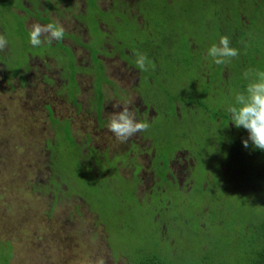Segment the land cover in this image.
<instances>
[{"label":"rangeland","instance_id":"obj_1","mask_svg":"<svg viewBox=\"0 0 264 264\" xmlns=\"http://www.w3.org/2000/svg\"><path fill=\"white\" fill-rule=\"evenodd\" d=\"M43 1L51 3L50 0ZM63 1L64 0H52L55 4L57 3L55 10L53 9L54 14L56 15L57 13L62 15L61 17H53V22H58L64 27L65 31H67L77 26L74 23L76 17L72 16L77 15V9L73 10L72 13L66 9L61 10L58 5L61 3L63 4ZM3 2V0H0V17H2V14L5 12V7L2 6ZM151 2L153 6L144 10V14L149 16L150 29L156 33L166 35L168 40L174 41L172 43H175L174 49L177 53L181 43H186L188 36H194L197 32H202L200 26L196 25L193 20L185 24L183 15L174 13L173 6L166 5L165 0H151ZM87 3H89V0H87ZM261 4H263L261 10L263 14L260 13V15L264 16V3ZM252 9H255V12L252 10L251 13L248 14L249 16H247V18L245 17L247 23L243 25L241 18H238V15H236L238 14V10L234 11L229 8V0H226L225 4L222 5H204L202 11H207L206 13L208 14H202L201 17L205 18V21L208 22V26L214 24V16L217 18L229 19L231 30L239 28L240 26L246 28L248 25L249 28L246 30V38L242 36L243 33H240L239 36V53L245 58L256 57L255 69L258 70V66L264 68V20H257V14H259L258 7H253ZM47 10L48 7H46V5L41 6L36 12L32 11L31 14L26 13V16H30L29 18L34 20L37 19L39 22H45L46 18L42 16L44 14L42 12H47ZM132 10L135 15L138 14L135 5H133ZM110 14L112 16L121 15V12L117 11L116 13L111 10ZM111 15L105 16V18L111 19ZM26 16H23L24 19L20 21H16L14 18H7V16L2 17L7 21L3 25H9L12 34L16 38L23 40L24 45L20 48L10 44L12 53L18 54L13 57L16 59V63H14V59H7L6 67H3L4 64H2L5 50L3 53H0V56H2V58H0V264H4V260L8 256V244L12 247L10 264H94L98 257H103L105 264H126L123 257H120L119 254L113 255V252L108 248L105 242L107 235L105 226L98 224L97 215L88 211L90 206L94 204L93 200H98V196L101 194H107L108 190L100 183L106 176L102 174L100 178L97 179L98 174L97 171L94 170L90 178L85 174L75 171L76 167L72 169V163L77 162L73 155V152L77 151L75 148H72L69 154H66L65 152H68L69 149L64 150L63 147L60 146L61 148H59L57 146V156L55 154L51 157V153H49L48 150H43L47 143L53 141L54 138L58 142L62 141L63 137L62 133L56 136L54 135V129L51 127V123L48 120L50 117L46 108L47 106H49L52 111V118L59 121L57 124L61 129L59 131H62L67 123V121L63 119H68L72 135L84 139L86 133L91 134L92 140L90 146L96 148L99 146L101 150L107 148L114 151L115 147L119 144V140L115 135L106 138L108 135V123L103 130H92L96 124L94 114L97 113L99 105L96 98L92 99L90 97L92 91L90 90L91 87L89 84L92 85L91 82L94 81L95 85L98 87L105 82L102 75H96V70L100 67L99 62L96 60L98 58H94V53L97 51L96 45L91 42L86 46L87 49H93L91 51L92 65H90L92 66V71L86 76L84 74L77 76L76 82L81 90H79V94L76 95L77 100L73 106L65 98V94L69 92L61 90L62 85H65L64 89L66 88L70 92H72L74 88L71 83L67 85L68 74L71 76L74 71L71 68V59L67 57L66 59H62V66H60L55 58L49 57L44 59L45 54L41 53L38 62H32L33 67H35L34 69L29 68L25 71L19 69L15 71L23 63V60L22 62L20 60V55L22 54L19 53L30 48L29 39L24 36L21 30ZM121 20L122 26L114 25V32L111 34L109 31L106 32L109 33L108 35L103 33V37L97 40L101 42L104 40V37L108 36L105 39V42H107L105 51H107V53L113 50L110 46L113 37L118 38L119 42L124 43L123 46H125V42L130 39H136L139 42L136 37L139 33L142 34V43L147 39L146 31H135V26L130 21ZM79 21L82 23V18H80ZM136 21L141 23V18ZM254 23L256 28H250ZM85 25L95 31L91 20L86 21ZM27 27L31 28L29 23H27ZM110 29H112V27ZM205 29L206 28H204L203 32ZM208 29L212 32H217L219 39L221 36H228L226 33L221 34L219 32L217 20L215 24ZM186 30H188L191 35L185 33ZM0 34H2V32ZM131 35L133 36L131 37ZM5 37L6 39L11 37L10 31L6 32ZM83 40L85 41L86 39L84 38ZM53 42V45L60 50L59 54L66 55V52L69 53L71 51L68 48L63 52L64 49L61 48L64 44L69 46L72 43L71 38L67 41L63 39L64 44L61 40L59 43L58 41L55 42V40ZM73 46L77 66L81 69L85 65L88 66V51L83 45ZM119 48L121 49V45H119ZM112 53L107 56H112ZM155 55L156 53H154V56ZM100 57L101 56H99V58ZM161 57L162 55L158 56L160 62L162 61ZM101 59V62H104L106 65L108 75H110L111 80L109 81L114 82L113 80L119 77L118 82L125 83L127 88L129 85H134V83L138 81L141 82V74L148 78L154 76L157 71L160 72L162 68L168 67L169 65L168 62H164L163 66L155 64L154 69L148 66L149 70L144 72L140 69H132L129 64V58L119 59L116 55H113V57L109 58H104L102 56ZM179 63L184 69L187 68L185 64ZM26 65H28V62H26ZM84 72L86 73L87 69H85ZM114 73H117V75L114 76ZM20 74L23 75L22 78H20ZM195 78L200 77L197 75ZM103 88L104 92L112 97V101L106 102L108 104L106 110L110 111L111 109L114 112L116 103L115 99H113V92H111L106 85H104ZM211 95L213 99H215L216 105H218L219 96H223V93L220 90H216L212 91ZM172 105L173 103L166 96L161 95L159 97L158 107L164 112H167ZM201 105L204 106L205 104ZM89 112H92L90 116ZM158 114L161 123H165L163 120L164 115L162 117L160 110ZM176 120H185L183 110L180 111L179 115L176 114ZM107 122H109V118ZM183 131L184 129H181L180 133ZM215 131L217 132L216 128ZM191 132H194V129H191ZM72 135L71 138L73 139ZM77 141L78 143L81 142L79 138H77ZM170 142L173 144L171 140ZM81 147L84 149L83 143ZM85 151L86 150H83L81 152L86 153ZM62 153L68 157L65 159V156L60 155ZM97 153H99V158L101 160L105 159L104 152L98 151ZM111 155V153L109 155L107 153V159L109 161L112 160L111 162H115V157L113 158ZM62 160L69 162H59L57 164V169L62 175L59 177L60 179L56 178V180L59 181L63 189L67 191L62 195L57 194L55 197L52 191H45L43 189L47 186L46 182L51 175V161ZM234 163L235 162L231 163L229 166V171H234ZM202 166L203 168L210 166V163L203 161ZM199 175V173H193V176ZM234 175L235 173H230L229 177H227L224 189L228 193L229 179H233L235 177ZM243 178V174L235 177V179L241 182ZM107 182H112V184L118 188L117 190L115 187L109 186L112 192L121 191L124 187V184L118 180V186L109 179H107ZM212 182L218 185L223 182V179L218 177ZM252 184L255 186L257 185L255 179L252 181ZM237 185L238 186H234L233 188H238V192L245 197H257V193L253 194L251 191L252 194H250V191H246L245 184L237 183ZM49 187L52 188L51 186ZM99 187H101V192L98 191ZM125 190L126 194L123 192L119 198L117 196L120 194H111V192L108 191V196L110 197L105 199L106 203L112 208L122 206L123 204L130 205L132 203L130 199L131 196L127 191V187ZM196 191L197 185L194 184L189 193L182 191L178 194V197L180 199H188L190 194V202L194 204ZM76 196L86 201L84 202ZM140 196L141 195H139V197ZM224 197L222 190L216 187L215 198L217 203H221ZM260 197L261 196H259V198ZM232 201L234 202V199ZM94 206L96 207V205ZM161 208V204H157V202L153 200L151 203L145 202L142 205L136 206L135 210L127 209L129 212L126 216V222L129 224L130 229H135L137 231L136 233L139 235L146 234L150 236L151 231L146 232L147 230L145 229L146 231H144L141 226L143 219L146 218L138 213H142L145 216L146 212H154L158 213L156 218H159L161 215ZM229 214L224 217V228L230 224V221L226 220ZM131 216L143 217V219H141L142 221L130 224L129 219ZM186 216L188 220L195 219L194 214H187ZM152 220L153 219H151V221ZM161 221L163 222V220ZM156 223L157 225H161L159 221ZM187 224L189 223L187 222ZM182 225L186 227V223ZM239 229L242 230L243 228L239 227ZM183 235H186V228ZM165 237L169 238L168 234H166L162 228H160L159 234L155 233L153 243L157 251L159 249L163 251V245H166Z\"/></svg>","mask_w":264,"mask_h":264},{"label":"flooded vegetation","instance_id":"obj_2","mask_svg":"<svg viewBox=\"0 0 264 264\" xmlns=\"http://www.w3.org/2000/svg\"><path fill=\"white\" fill-rule=\"evenodd\" d=\"M3 1L2 6L5 7V12L2 14V17H13L16 21L24 19L23 16H26V13L31 14L32 11L36 12L41 6L46 5V7H48L47 12H42L44 13L42 16L46 18L45 22H39L37 19L34 20L29 18L30 16L25 17L23 31L27 32L28 39L31 28L27 27V23H29L30 26L33 23L47 25L53 22V17L62 16L57 13L56 15L54 14L53 9L55 10L57 3L55 4L52 0H50L51 3H47L43 0H20V2L19 0ZM165 1L166 5L173 6L174 13H179L175 4H172V0ZM17 2H19L18 5ZM63 2V4L61 3L58 5L61 10L66 9L72 13L73 10L77 9V15H72L76 17L74 23L77 26L65 31L63 37L66 41L71 38L72 43L67 46L63 43V39L61 42L71 50L70 53L73 61L71 68L74 70L72 72L73 80L78 89L79 86L76 82L77 76H80V74L86 76L92 71V66H90L92 65L91 51H89L91 49H87L86 46L93 42L94 45H96V49L102 51L94 55V58L96 59L97 57L98 59L96 60L100 64V67L96 70V75H102L105 79V82L98 86L100 94H98L96 90L97 86L94 81L91 82L92 85L89 84L91 87L90 90L92 91L90 97L92 99L96 98L99 105L97 113L94 114L96 124L92 130L105 129V125L108 123L107 120L110 118V114L113 113L111 109L110 111L106 110L108 105L106 102L112 101V97L104 92V85L109 87V90L113 92V99H115L116 103L114 112L122 110L123 107H127L134 113L137 121L147 122L150 125L147 131L136 133L126 142L119 141L114 151L107 148L101 150L99 146L97 148L90 146L92 140L90 133H86L84 139L70 133V137L71 135L73 137V139H71L75 147H65L64 150L69 149L68 152H65L66 154H69V151L75 148L77 151L73 152V155L77 161L93 162V166H95L93 170L97 171L98 176L103 174L106 176L104 180L115 178L122 182L124 184L122 190L115 192L120 195L123 194V192L126 194L125 188L127 187V191L131 196L130 199H136L135 207L145 202L151 203L153 200L157 202V204H161L160 217L163 222L160 220L162 223L160 227L162 229H165V226L172 220L175 222L178 219H181L180 221H186V211H190L191 208L198 211L195 212L197 217L203 213H207L210 209V205H216L217 203L215 198L216 187H219L226 197L228 192L224 187L227 177H229L230 173H235L236 176V172L240 171L242 168H246L245 161H253L257 167H264V151L256 149L251 141H249L247 148L243 146L242 140L248 139V132L242 127L236 128L231 123V115L227 111L229 105L235 104V94L245 91L249 81L244 79L243 73L249 69L254 70L256 57L245 58L239 53V55L236 58H232L230 62L223 65H216L213 59L207 56V49L212 44H218L219 37L217 34L210 35L209 33L205 34V36H201L202 32H197L194 36H188L186 43H181L178 54L174 49L175 43H172L174 41L166 38L164 39V37H167L166 35L163 37L161 33H156L150 29L149 16L140 13V5H143L146 9L153 6L152 3H147L145 0H89V3L93 4L95 9H97L91 12L87 9L89 5L87 0H64ZM133 5L136 6V12H138L136 15L132 12ZM115 9L121 12V15L112 16L110 11L113 10L117 13ZM108 15L112 16L111 19L105 18V16ZM2 17H0V33L2 32L1 25L7 22ZM80 18H82V23L79 21ZM139 18H141V23L136 21ZM121 19L130 21L135 26V31H139V29L144 30L141 28H148L145 30L147 32L146 41H149L150 45L148 51L156 53L155 56L157 61H159L158 56L162 55V61H159L161 66H163L164 62H168V67L177 68L185 82L184 84L187 85L186 89L180 92H174L172 90V79L167 75L169 74L167 69L164 70L165 67L162 68L164 77H162L161 82L158 83H154L153 76L148 77L146 80L147 82H144L140 70L141 82L138 81L134 83V85H129L128 88L125 83L118 82L119 77L113 80L114 82L109 81L111 78L110 75H108L105 63L101 62L102 56L104 58H109L116 55L119 59L129 58V64L132 69L138 70L133 59L129 56V50L132 47L127 46V42H132L134 45L136 41L142 49L145 48L143 43L141 41L138 42L136 39L128 40L125 42V46H123L124 43L119 42L118 38L113 37L110 46L114 54L112 53V56H107L110 54L105 53L107 52L105 51L107 43L105 39L108 36L104 37V40L101 42L97 40L103 37V33L108 35L109 33L106 32L109 31L110 34L114 32V25L122 26ZM90 20L94 23L95 31L85 25L86 21ZM244 23L246 24L247 20H245ZM7 27L9 28L11 37L7 39L8 46L3 54V67H6L7 59H14L10 57L11 54H13L10 49V44L20 48L24 45L23 40L16 38L12 34L10 26L8 25ZM111 27L112 29H110ZM241 29L240 33H243L242 36L246 38L247 29L243 27H241ZM206 31L211 30L206 28L205 32ZM219 32L221 34H228L230 46L239 51L240 33L236 32L234 35L229 36V29L225 28H220ZM185 33L189 34L187 30ZM2 34L5 35L6 32L3 31ZM157 35H160V37H157ZM132 36L133 35H131V37ZM136 37L138 39V34ZM84 38L86 39L85 41L83 40ZM59 42L60 41H58V43ZM53 44L54 42H52L50 46H54ZM80 44L88 51L89 58V67L85 65L82 69L79 68L75 62L76 57L73 50V45L81 46ZM47 45L48 44H44L40 47H33L30 44L29 50L23 51L25 52L23 54H26L27 57L26 62H28V65L26 66H28V68H35L32 62L34 61V63H37L41 53L45 54L44 59L49 58V53L52 52L48 50ZM119 45H121V49ZM19 54H21V52ZM99 56L101 57L99 58ZM0 58H2V56H0ZM20 60L21 62L24 60L22 55H20ZM178 61L185 64L187 68L184 69ZM14 63H16V59H14ZM85 69H87L86 73L84 72ZM115 75H117V73H114V76ZM197 75H199L200 78H195ZM176 77L180 79L177 73ZM79 90H81V88ZM216 90H220L223 93V96H219L218 105H216V101L211 95V92ZM161 95L166 96L173 103L167 112H164L158 107V100ZM201 104L205 105L202 106ZM159 110L162 117L164 115L163 120L165 123H161L159 119ZM181 110H183L185 120H176V114L179 115ZM91 113L92 112H89V116ZM63 120L68 122V129L70 130L69 120ZM58 123L59 121H57L56 126L58 130H61L57 125ZM181 129H184L182 133H180ZM191 129H194V132H191ZM107 131L108 135L106 138L114 135L111 131ZM60 133H62V139L66 142V135L63 132L54 130V135ZM77 138H79L81 142L78 143ZM54 141H56L55 138ZM57 143L58 142H55V144ZM82 143L84 144V149L81 147ZM56 150L58 151V149ZM56 150L54 151L57 156ZM83 150H86V153L81 152ZM98 151L105 153V159L101 160L99 158L100 155L97 153ZM107 153L108 155L111 153V157H115V162H111L112 160L109 161L107 159ZM67 157L68 156H66L65 159ZM203 161L210 163V166L203 168ZM241 161H244V163ZM233 162H235L233 164L234 171H229V166ZM193 173H199L200 175L193 176ZM218 177L222 178L223 182L217 185L212 181ZM245 179L246 191H250V194L253 192L254 194L257 193V185L260 184L262 179L264 180V174L262 176L257 175L255 178L257 182L256 186L253 185L252 182L247 181L246 175L244 176V180ZM237 183L235 177L229 179V192L237 191V188H233L234 186H238ZM194 184L197 185L194 204L190 202V194L188 199H180L178 197V194L182 191L189 193ZM112 187L118 190L115 185ZM110 192L113 194L111 190ZM107 193L109 192L107 191ZM239 194L243 197L244 202L246 198L248 201L253 199V196L245 197L243 194ZM139 195L141 196L139 197ZM163 196L165 199H162ZM222 203H224V201H222ZM235 203L239 204L240 202L235 199ZM146 213H148L149 216L151 214H155V216L158 215V213L154 212ZM154 219L156 220L157 218L154 217ZM155 220L152 221L156 222Z\"/></svg>","mask_w":264,"mask_h":264},{"label":"trees","instance_id":"obj_3","mask_svg":"<svg viewBox=\"0 0 264 264\" xmlns=\"http://www.w3.org/2000/svg\"><path fill=\"white\" fill-rule=\"evenodd\" d=\"M147 3H152L151 0H145ZM20 2V0H19ZM17 2V5L19 4ZM226 0H172V4H175V7H177L179 14L183 15V20L185 21V24H187L189 21L193 20L196 25L200 26V29L202 30L201 36H205V34L209 33L211 34H217V32L212 31H204V28H210L218 21V29L225 28L229 29V36L234 35L236 32H241V27L236 28L234 30H231V26L229 24V19L225 18H217L214 16V24L211 26H208V22L205 21V18H202V14H205L207 11H202V7L204 5H214V4H225ZM264 0H229V8L237 11L238 18H241L242 25L245 24V20L248 14L251 13L253 10L255 12V9H252L253 7L259 8V14L257 17V20H264V16L260 15L261 10L263 8ZM21 5V3H20ZM19 5V6H20ZM21 8V6H20ZM239 8V9H238ZM91 11H96L94 5L89 3L88 8ZM146 8L143 5L139 6L140 13L144 14V10ZM208 14V13H206ZM263 14V13H262ZM260 15V16H259ZM189 17V18H187ZM246 17V18H245ZM13 18V17H11ZM255 20V19H252ZM94 25V23H93ZM8 25H1V31H9ZM249 28L248 25L245 29ZM250 28H256L255 23ZM145 31L148 28H141ZM22 33L24 36L27 37V32L23 31V25L21 26ZM188 31V30H187ZM147 34V33H146ZM157 37H160V35H157ZM164 37V35H163ZM168 39L167 37H164V39ZM142 34H138V40L141 41ZM63 45V44H62ZM132 42H127V46L132 47L129 50V56L133 59V62L135 64V55L136 52H141L147 55L148 60L152 61L154 64H158L161 66L160 62L156 60V56H154V53L149 52V41H145L143 43V46L145 48H141V46L135 41L134 45ZM48 50H50L52 53H49V57H53L56 59V62L58 65H61L62 59L69 58L71 59V65L73 63L72 61V55L69 52H66V55L59 54L60 50L57 49L56 46H50L47 45ZM64 49L63 52H65L68 47L63 45L61 47ZM104 49V48H103ZM26 50H29L28 48ZM93 49L89 50L92 51ZM100 49H98L94 55L97 53H101ZM111 51L110 53H112ZM25 52H22L23 57V63L22 67H18L15 71H18L21 69V71L28 70V66H26V54H23ZM108 54L107 52H105ZM18 53L11 54L10 57H14ZM264 59V58H263ZM252 60V59H251ZM254 70H256V64L254 63ZM48 67V65L46 64ZM138 69V68H137ZM167 69V74L169 78L172 79V90L174 92H180L181 90H184L187 88V85L184 84V80L179 72V70L175 67H165L164 70ZM259 71H263L264 68L262 66H258ZM176 73L179 75L180 79L176 77ZM22 74H20L21 76ZM22 77V76H21ZM20 77V78H21ZM144 82H147V78L142 75ZM162 77H164V73H162V69L157 71L156 74L153 76L154 83L161 82ZM73 74L71 76L68 75V81L67 85L71 83L73 85L72 92H70L68 89H64L65 85L61 86V90H65L69 93L65 94V98L69 101L70 104H74L76 102V95L79 94V89L77 88L75 81L73 80ZM97 92L100 94L98 87ZM96 92V93H97ZM74 106V105H73ZM49 113L50 119L49 122L51 123V127L54 130H58L56 126V119L54 120L51 116L52 111L50 110L49 106L46 107ZM66 137V142L62 139V141H58L57 144L54 142L57 141H51L48 142L47 145L44 147L43 150H48L51 156L55 155V151L57 149V146L59 148L65 147L71 148L75 147L73 145V140L70 137V130L68 129V122L66 123L65 127L62 129V131ZM57 134H55L56 136ZM61 146V147H60ZM60 155H63L60 154ZM65 156V155H63ZM66 157V156H65ZM77 160V159H76ZM59 162L68 163L69 161H51V175L48 178V181L46 182L47 186H45V191H52L55 194V197L57 194H64L67 190L63 189V186L60 184L59 181L56 180V178L61 177V173L57 169V164ZM240 162V161H239ZM244 163V161H241ZM72 163V162H71ZM93 162L89 163L88 161L82 162L77 161L75 163H72V169L73 167H76L77 172L85 174L86 176H89L91 178V175H93L94 170ZM246 168L241 169L240 171L236 172V176H239L243 174L246 175L247 181L252 182L257 175H263L264 174V167L262 168L257 167L253 161H245ZM53 165V166H52ZM253 165V166H252ZM59 174V175H58ZM235 176V175H234ZM235 176V177H236ZM100 178V175L97 177V179ZM60 179V178H59ZM232 179V178H231ZM66 180V179H65ZM113 181L117 186L118 182L115 180V178L109 179ZM236 181L238 183L245 184L246 179H242V182L240 180ZM59 182V183H58ZM105 188L110 192L109 186H114L111 183L107 182V179L100 182ZM51 186L52 188H50ZM62 186V187H61ZM34 189V188H33ZM96 189V188H95ZM101 187H99V192ZM238 189V188H237ZM42 192V191H41ZM113 194H118L116 192H113ZM75 196V195H74ZM116 196V195H115ZM121 195H118L119 198ZM259 196H261L259 198ZM80 198L82 201H86L85 199H82L79 196H76ZM108 193L106 195L101 194L98 196V200H93L94 204L90 206L89 211L91 213H95L98 217V224H101L102 226H105V231L107 232L105 242L108 245V248L113 252V255H120V257H123L126 264H264V180L262 179L260 184L257 185V197L253 196L252 200H246L243 201V197L239 194L237 191H231L228 193V195L224 198V203H216V205L211 204L210 209L207 213L201 214L199 217H197L194 209L191 208L190 211H186L187 214H194L195 219H187L186 221H180L179 219L175 221H170L168 225L165 226L164 232L168 234V237H165V243L166 245H163V251L162 249H159L158 251L154 248L156 247L153 243V237L155 236V233L159 234L160 232V226L157 225V221L161 223V217L157 218L154 221H151V219L154 220L155 214H151L150 216L148 213L143 217H136L131 216L129 219L130 224H134L135 222L142 221V228L144 231L148 232L151 231L150 236H147L146 234H138L135 229H130L129 224L126 222V216L128 215V210H135V204L136 199L132 198V203L130 205L123 204L122 206L114 207L112 208L109 204L106 203L105 199H107ZM135 197V196H133ZM162 199H165L163 196ZM234 199V202L232 201ZM235 199L238 200L240 203L236 204ZM96 205V207L94 206ZM172 205V204H170ZM128 209V210H127ZM230 209V210H229ZM230 213V214H229ZM125 214V219H124ZM229 214V217L226 220L230 221L229 226H226L224 228V217ZM184 219V218H183ZM151 221V222H150ZM185 221V222H184ZM148 222V224H147ZM183 222V223H181ZM187 222L189 224H187ZM194 222V223H193ZM186 223V227L182 224ZM162 224V223H161ZM145 225V226H144ZM197 225V226H195ZM204 226V227H202ZM239 227L243 228L242 230L239 229ZM168 228V231H167ZM186 228V235L184 236V231ZM237 228V229H236ZM146 229V230H145ZM10 241V240H8ZM233 242V243H231ZM8 256L4 260V264H10V258L12 256V247L8 244Z\"/></svg>","mask_w":264,"mask_h":264},{"label":"clouds","instance_id":"obj_4","mask_svg":"<svg viewBox=\"0 0 264 264\" xmlns=\"http://www.w3.org/2000/svg\"><path fill=\"white\" fill-rule=\"evenodd\" d=\"M64 35L65 29L58 22H50L47 25L33 23L29 31V42L33 47L51 45L54 40H62ZM7 46L5 35L0 34V52ZM134 55L135 65L141 71H148V66L155 68V64L148 60L146 54L136 52ZM238 55V49L230 46L229 37L226 35L220 37L218 44H212L207 49V56L211 57L216 65L226 64ZM243 76L249 81L245 91L235 94V104L229 105L227 111L231 115V123L236 128L242 127L248 132V139L242 140L243 146L247 148L251 141L256 149L264 151V71L249 69ZM107 127L119 141L126 142L136 133L147 131L150 125L137 121L134 113L123 107L122 110L110 114ZM94 264H105V260L98 257Z\"/></svg>","mask_w":264,"mask_h":264}]
</instances>
